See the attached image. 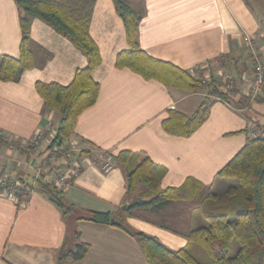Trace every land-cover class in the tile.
Returning <instances> with one entry per match:
<instances>
[{"label": "crops", "instance_id": "crops-1", "mask_svg": "<svg viewBox=\"0 0 264 264\" xmlns=\"http://www.w3.org/2000/svg\"><path fill=\"white\" fill-rule=\"evenodd\" d=\"M126 1L142 14L138 38L146 52L183 69L199 68L207 82L215 79L227 99H213L208 119L192 136L166 133L162 121L169 110L192 114L214 85L189 93L118 68L117 55L129 48L124 22L114 0H96L90 34L101 54L92 72L100 91L78 117L73 136L82 148L83 167L64 190L77 209H129L145 190L139 184L129 194L121 163L113 158L112 168L104 171V156L145 152L162 171V188L181 186L193 177L204 190L214 191L216 185L224 188L218 171L249 138L264 134V86L255 100L248 96L255 62L264 67V0ZM244 34L253 38L256 55ZM21 37L16 0H0V55L19 58ZM31 50L33 67L17 81L0 80V264H58L59 254L78 242L88 243L89 252L64 264H147L136 237L116 226L75 220L74 214L65 218L38 189L39 180L52 181L39 171L46 155L31 159L21 146L49 122L57 123L59 115L46 108L36 83L68 85L88 60L39 18L31 22ZM226 74L233 79L228 81ZM49 143L44 141V150ZM125 220L173 250L187 244L192 228L206 223L200 198L173 201L159 210L134 208ZM75 229L79 237L71 241Z\"/></svg>", "mask_w": 264, "mask_h": 264}, {"label": "trees", "instance_id": "trees-1", "mask_svg": "<svg viewBox=\"0 0 264 264\" xmlns=\"http://www.w3.org/2000/svg\"><path fill=\"white\" fill-rule=\"evenodd\" d=\"M114 1L123 19L129 44L128 49L117 55L115 64L118 68L127 67L145 79H154L167 87L189 93L205 90L215 83L213 77L207 82L199 68L193 71L183 69L146 52L138 38L141 12L126 0ZM16 3L22 34L20 57L0 55V80L17 81L25 70L33 67V18L43 20L68 38L88 60L87 66L77 69L68 85L36 83L46 108L59 115L54 136L50 137L47 146V150L54 154L66 147L73 136L79 115L93 105L99 96L100 85L94 80L92 72L101 63V54L90 34L96 0H16ZM216 97L226 100L227 93L214 85L192 114L170 109L162 121L164 131L174 136H192L208 119L210 105ZM28 147L33 149L32 144ZM112 158L121 163L126 171L129 194L139 184L145 185V190L128 210L77 209L53 181L39 180L38 189L61 209L65 218L74 214L75 220L116 226L136 237L147 264H264V134L249 138L240 151L218 171L217 177L235 182L221 193L210 188L204 190V184L193 177H189L181 186L162 188L159 179L162 171L145 152L125 150ZM198 198L201 199V212L206 223L192 228L187 234V244L178 250L169 248L155 236L133 229L125 220L134 208L159 210L173 201ZM73 236L79 237L76 229ZM235 241L238 242V248L231 255ZM89 249L88 243L78 242L59 254L58 264L68 260L80 261Z\"/></svg>", "mask_w": 264, "mask_h": 264}, {"label": "built area", "instance_id": "built-area-1", "mask_svg": "<svg viewBox=\"0 0 264 264\" xmlns=\"http://www.w3.org/2000/svg\"><path fill=\"white\" fill-rule=\"evenodd\" d=\"M243 39L245 44L250 49L251 53L256 55L257 49L254 46L253 38L248 34H244ZM257 60V59H255ZM255 79L250 86L248 96L250 100H255L264 86V67L257 61L255 62ZM225 78L229 81L233 79V76L226 74ZM52 122H49L44 129L37 131L35 137L27 142V144L21 146L23 149L28 150V156L31 159H36L38 156L45 154V158L41 161L39 168L40 173H48L52 177V181L56 187L60 190H65L69 185L73 183L75 178L79 176L82 171V149L78 144V139L71 136L66 147L59 152L51 154L49 151L44 150L43 143L50 138L48 135L54 134ZM54 136V135H53ZM33 145V149H28L29 145ZM113 166L112 156H104L103 158V170L109 171Z\"/></svg>", "mask_w": 264, "mask_h": 264}, {"label": "rangeland", "instance_id": "rangeland-1", "mask_svg": "<svg viewBox=\"0 0 264 264\" xmlns=\"http://www.w3.org/2000/svg\"><path fill=\"white\" fill-rule=\"evenodd\" d=\"M196 98H199V96L198 97H196ZM55 123L53 122V129H54V131H55ZM46 127V126H45ZM54 134H51V135H48L49 136V138L51 137V136H53ZM82 149V148H81ZM81 154H82V152H81ZM225 181H223V183H222V185H224V188H222L221 186H218V185H216L215 186V188H214V192H216V193H221V192H223L225 189H226V187H228L229 185H231V184H234L235 182L233 181V180H228V179H224ZM197 214L198 213H196V216H197ZM206 220V219H205ZM72 222V221H71ZM208 223V222H207ZM208 225V224H207ZM72 235V236H71ZM70 235V240L72 241L73 239H75V237L73 236V234H71ZM237 248H238V242L237 241H235L234 243H233V246H232V249H231V255L232 254H234V253H236V250H237ZM198 255H200L199 253H198Z\"/></svg>", "mask_w": 264, "mask_h": 264}, {"label": "water", "instance_id": "water-1", "mask_svg": "<svg viewBox=\"0 0 264 264\" xmlns=\"http://www.w3.org/2000/svg\"><path fill=\"white\" fill-rule=\"evenodd\" d=\"M121 208L123 209V210H126V209H128V206L126 205V206H121Z\"/></svg>", "mask_w": 264, "mask_h": 264}]
</instances>
